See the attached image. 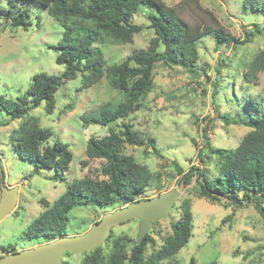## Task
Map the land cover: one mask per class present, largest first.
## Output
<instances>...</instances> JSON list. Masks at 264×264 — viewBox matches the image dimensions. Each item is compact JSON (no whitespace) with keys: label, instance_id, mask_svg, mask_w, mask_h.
I'll use <instances>...</instances> for the list:
<instances>
[{"label":"rangeland","instance_id":"1","mask_svg":"<svg viewBox=\"0 0 264 264\" xmlns=\"http://www.w3.org/2000/svg\"><path fill=\"white\" fill-rule=\"evenodd\" d=\"M162 1L168 7L184 2L181 15L189 23L221 28L238 44L220 42L216 45L211 35L205 36L199 42L198 60L192 72L180 66L155 63L151 71V90L141 96L137 110L116 124H96L91 119L97 116L99 108L120 99L106 79L107 67L145 50L154 36L147 28L151 10L140 7L132 21L143 30L134 35L131 42L97 45L105 61L104 76L97 84L84 88L82 76L77 74L76 79L58 89L52 113L47 114L42 104L31 111L29 117L35 118L40 127L52 131L48 145L52 146L58 140L67 147L71 154L65 173L67 182L83 177L103 179L100 175L103 160H87L85 156L90 138L100 140L109 130L118 131L124 123L145 141L153 139L159 155H155L148 144L143 147L123 145L121 151L152 173L154 179L148 196L180 187V198L169 216L153 224L148 232L154 244L147 246V256L158 250L171 234V223L180 215L178 205L188 199L192 235L173 258L160 264L170 261L190 264L191 259L195 264H264V221L253 204L242 200L244 205L235 206L223 199L211 202L198 196L199 183L195 177L189 185L180 181L181 176L192 168H206L198 158L206 140L212 148L235 149L249 132L243 124L223 123L221 116L228 114L231 118H240L246 113L243 105L247 100L256 101L264 110V73L258 72L251 84H244L243 80L245 67L264 50V3L258 13L252 14L242 9L241 0ZM257 1L262 3L264 0ZM12 2L0 1V98L14 101L26 92L33 75H60L64 66L55 63L56 51L53 49L62 38L60 23L49 17L45 9L32 3L17 2L18 7L30 8L31 26L26 30L11 28L5 23L4 9L12 8ZM244 41L249 42L240 45ZM130 65L134 66L132 60ZM20 123L21 120H11L0 110V168L4 185L18 188L14 209L0 222V257L5 255L3 247L6 246L22 251L42 245L39 241L24 240L25 228L42 211L41 199L52 203L65 192V183L55 177L53 171L35 173L32 163L16 155L13 137ZM83 161L87 163L85 166ZM112 208L102 209L92 203L74 207L68 214L67 234L85 233L103 214L114 211ZM137 224L136 220H131L114 226L110 241L100 246L102 253L105 255L113 240L122 235H126L131 244L136 242ZM87 254L88 251L70 253L62 257V264H81Z\"/></svg>","mask_w":264,"mask_h":264},{"label":"trees","instance_id":"2","mask_svg":"<svg viewBox=\"0 0 264 264\" xmlns=\"http://www.w3.org/2000/svg\"><path fill=\"white\" fill-rule=\"evenodd\" d=\"M12 1V8L4 9L5 23L9 27L26 30L31 26L30 8L18 7L17 2H20L32 3L45 9L46 14L58 21L63 28L60 42L53 47L56 51L55 63L64 66L63 72L60 75L35 74L20 98L14 101L0 98V110L11 120H21L13 137L16 155L21 160L32 163L35 173L51 170L55 177L65 183V192L55 201H39L42 211L29 222L23 233L24 240L45 244L68 236V214L76 206L92 203L102 209L113 207L111 210H115L135 201L152 198L154 195H147L154 179L152 173L147 167L138 164L132 156L121 151L123 145L143 147L148 144L155 155H159V152L154 147L153 139L145 141L132 128L122 123L118 131L109 130L102 139L90 138L87 142V160L100 159L104 162L100 168L103 179L83 177L67 182L65 173L71 154L58 140L52 146L48 145L52 131L40 127L35 118L29 117V113L42 104L47 114L52 113L56 107L55 94L58 89L67 81L76 79L77 74H81L84 88L97 84L104 76L105 65L97 45L131 42L133 36L143 30L141 25L132 21L140 7L151 10L147 16V28L152 30L154 36L145 50L135 52L131 59L120 64L107 67L106 79L120 99L114 104L106 103L99 108L97 116L91 119L96 124H116L137 110L141 96L151 90V71L155 63L180 66L192 72L198 60L199 42L205 36L211 35L216 45L220 42H225L226 45L238 42L221 28L212 29L206 24L189 23L181 15L184 2L168 7L162 0ZM241 2L242 9L252 14L258 13L264 3L257 0ZM247 42L249 41L240 45ZM130 60L134 66L130 65ZM260 71L264 73V50L245 67L244 84L254 82ZM243 107L246 113L240 118H231L228 114L220 117L227 125L243 124L249 128L238 146L235 149L212 148L206 140L205 148L198 155L206 168H192L181 176L180 181L189 185L195 177L199 183L198 196L211 202L223 199L235 206L244 205L243 201L253 204L264 221V110L252 100H247ZM86 164V161L82 162L83 166ZM176 168L180 173V168ZM178 208L180 215L171 223V234L149 256L145 254L146 248L148 245L152 246L154 241L148 233L140 244L137 241L131 244L126 235H122L113 240L111 249L105 255L100 246L88 251L81 264H160L169 261L187 244L192 235L190 201L183 199ZM111 238L110 234L105 242ZM3 250L5 255L19 252L12 246L3 247ZM68 254L70 252L65 253L64 257ZM169 264L174 263L170 261ZM190 264H195V261L191 259Z\"/></svg>","mask_w":264,"mask_h":264},{"label":"water","instance_id":"3","mask_svg":"<svg viewBox=\"0 0 264 264\" xmlns=\"http://www.w3.org/2000/svg\"><path fill=\"white\" fill-rule=\"evenodd\" d=\"M180 198V187L146 200H139L112 212H107L101 219L81 235L63 236L51 242L25 249L0 258V264H62L65 253H84L91 251L108 239L114 226L136 220L137 242L141 243L153 224L169 216L171 209ZM18 199V188L4 185L0 168V222L14 209Z\"/></svg>","mask_w":264,"mask_h":264}]
</instances>
